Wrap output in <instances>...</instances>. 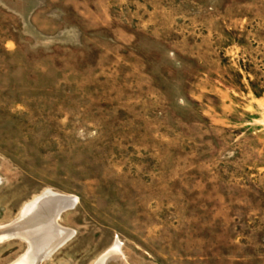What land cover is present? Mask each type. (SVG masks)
Here are the masks:
<instances>
[{"label": "rangeland", "instance_id": "374dc122", "mask_svg": "<svg viewBox=\"0 0 264 264\" xmlns=\"http://www.w3.org/2000/svg\"><path fill=\"white\" fill-rule=\"evenodd\" d=\"M43 191L40 264H264V0H0V264Z\"/></svg>", "mask_w": 264, "mask_h": 264}, {"label": "bare ground", "instance_id": "6f19581e", "mask_svg": "<svg viewBox=\"0 0 264 264\" xmlns=\"http://www.w3.org/2000/svg\"><path fill=\"white\" fill-rule=\"evenodd\" d=\"M75 204L76 200L72 197L46 191L23 207L16 230L28 243L29 253L16 264H40L50 259L57 247L72 237V231L60 228L58 220L62 213L72 210ZM2 236L0 241L6 235ZM123 259L120 246L116 243L100 264H126Z\"/></svg>", "mask_w": 264, "mask_h": 264}]
</instances>
